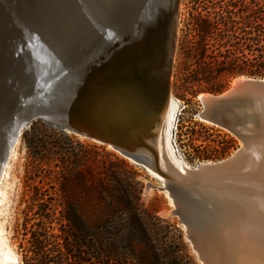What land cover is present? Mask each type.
<instances>
[{
    "label": "water",
    "instance_id": "obj_1",
    "mask_svg": "<svg viewBox=\"0 0 264 264\" xmlns=\"http://www.w3.org/2000/svg\"><path fill=\"white\" fill-rule=\"evenodd\" d=\"M179 4L180 0H0V127L7 124L6 133L10 128L14 136H21L34 121L43 120L110 145L164 176L149 153L155 154L154 148L144 139L157 132L168 101ZM52 36L66 47L49 44ZM158 47L165 50L163 58L153 52ZM144 93L148 99H140ZM208 94L199 98L198 118L227 130L246 148L240 146L225 161L184 182L180 170L170 166L176 179L170 177L167 185L176 214L182 224L205 234L213 209L199 190L204 177L239 163L245 149L264 148V78L248 77L238 90L229 87ZM123 105L129 113H141L129 114L133 123L113 119L98 125L101 113ZM6 133L0 131L4 142ZM6 144L8 152L12 139ZM259 165L264 174V153ZM188 238L203 250L195 235Z\"/></svg>",
    "mask_w": 264,
    "mask_h": 264
},
{
    "label": "rangeland",
    "instance_id": "obj_2",
    "mask_svg": "<svg viewBox=\"0 0 264 264\" xmlns=\"http://www.w3.org/2000/svg\"><path fill=\"white\" fill-rule=\"evenodd\" d=\"M263 5L264 0H180L170 78L173 102L165 131L169 148L179 163L194 167L202 162L222 160L241 145L240 140L227 130L198 118L201 111L199 97L210 93L204 90L208 84L203 81L192 84L184 80L190 81L198 70L195 55L199 52L197 19L220 22L218 30H211L202 42L203 62L208 63L228 51L241 58L253 59L262 53L263 42L251 50L246 47L239 50L237 46L242 41L238 39L244 35L242 30L248 15L252 16ZM227 19L230 31L224 26ZM220 33L225 38L218 37ZM240 77L251 76L238 75L229 79L218 93L227 90ZM216 83L212 81L210 85ZM18 139L9 179L4 178L0 184L5 200L10 201L0 204V237L5 238L7 231L10 232V241L19 252L21 264L20 246L29 245L26 230L34 222L33 212L38 207L32 200L35 196L64 204L74 215L82 237L106 244L107 236H114L120 242L122 253L134 254L135 259L131 262L137 261L138 256H152L149 244L125 220L126 213L120 201L123 195L136 201L163 262L172 254L182 264H202L176 214L177 208L167 192L160 190L162 181L144 167L110 145L62 131L43 120L30 124ZM4 140L0 135V154L2 145L7 142ZM0 201L4 203L2 198ZM128 263L129 260H125V264Z\"/></svg>",
    "mask_w": 264,
    "mask_h": 264
},
{
    "label": "bare ground",
    "instance_id": "obj_3",
    "mask_svg": "<svg viewBox=\"0 0 264 264\" xmlns=\"http://www.w3.org/2000/svg\"><path fill=\"white\" fill-rule=\"evenodd\" d=\"M145 14L150 13L147 11ZM127 26H129V24ZM36 34L38 33L36 32ZM55 38L54 36L51 37V40L48 38V43L52 46L61 47L64 45V47H66L61 39ZM153 52H156L157 57L163 58L165 50L158 47L154 49ZM162 72V70H159L156 73L161 75ZM247 78L248 77H240L236 79L234 83L231 84L230 89L238 90V87H240ZM228 93L229 91H226L224 94ZM209 95L211 94H202L199 98H205ZM141 96L140 99H148L145 93ZM172 102L173 98L169 93L166 107L161 115V124L157 132H152L144 139V143L154 148L155 154L150 151L149 153H152L154 164L156 161L159 169L165 175L159 174L156 169L149 166L146 167L131 158L129 159L141 165L162 181L160 190L163 189L167 192L168 197L177 208L176 201L168 190L167 185L170 177L173 180L176 179L171 174V165L180 170L184 176V179L181 178L184 182L186 177L207 172L208 170L206 169H208L209 166L217 162L225 161L228 157L235 154L240 147L233 154L222 160L202 162L194 167L179 163L169 148V141L165 138L166 122L170 116ZM124 106L125 105L117 110L114 109V111H105V113H101L99 115L100 118H98L100 122L98 125H108L113 119L127 121L129 124L133 123L134 119H127L128 116L141 113L136 109L134 113H129ZM200 120L210 124L209 121ZM0 122L2 123V121ZM4 128H7V124L5 127H0V130L2 129L1 131L6 133L7 130ZM8 129V133H6L7 139H12V144L8 152L6 151L7 144L4 143L2 145L3 150H1L0 154V164L3 162V166L0 169V184L4 178L9 179L12 169L10 164L12 158L16 157L15 153L19 142L18 138L20 137V132L17 136H14L13 130L10 128ZM239 140L241 142L240 146H242L243 149L246 148V143L241 139ZM257 147L258 148L254 147L256 149H252L253 147L248 150L245 149L243 159L240 160L239 163L232 165L229 169L208 172L209 175L204 177L205 180L203 184L201 186L199 185V190L207 195L208 204L213 209L211 216L213 220L212 225H210L212 230H210L209 226L206 228L208 234H205V230H201L197 227L190 228L185 222H183V225L187 234L195 235L202 244L203 250L200 251L195 247V242L189 239L202 264H264V174H262V172L261 174L259 173V160L262 158L264 148L261 147V145ZM1 189L2 188H0V198L4 200V203L0 201V204H8L10 201L7 202L5 200L4 191L2 192ZM8 214L10 213L8 212ZM7 234L8 236L5 238L2 237L3 239L0 237V245H2V248H0V264H21L19 252L10 241V232L7 231Z\"/></svg>",
    "mask_w": 264,
    "mask_h": 264
},
{
    "label": "trees",
    "instance_id": "obj_4",
    "mask_svg": "<svg viewBox=\"0 0 264 264\" xmlns=\"http://www.w3.org/2000/svg\"><path fill=\"white\" fill-rule=\"evenodd\" d=\"M228 19L224 26L230 31ZM217 22L218 20L211 23L206 19H197L199 42L196 49L199 52L195 55L198 58V70L190 81L185 78V82L194 84L203 81L208 84L205 91L218 93L224 88L226 81L238 75L264 78V5L253 12L252 16L248 15L242 30L244 35L238 39L242 41L241 45L237 46L239 50L243 47L251 50L253 46L263 42L262 53L257 58L250 59L244 56L241 58L228 51L208 63L203 62L200 52L202 42L211 30H218L217 25L220 22ZM218 37L225 38L221 33ZM254 60L258 62L257 65L254 64ZM212 81L217 83L210 85ZM115 178L120 181L118 177ZM35 197L32 200L37 202L38 207L33 212L34 222L30 229L26 230L29 235V245L20 246L23 264H125V260H129L128 264H182L172 254L167 256L168 261L163 262L161 254L152 243V235L146 228V221L137 208L136 201L126 195L120 200L121 207L126 213L125 220L137 229L140 238L149 244L152 254V256H138L137 261L134 262H131L135 259L134 254L122 253L120 242L114 236H107L106 244L98 243L91 237L84 238L79 233L74 215L67 211L64 204L51 203L47 199Z\"/></svg>",
    "mask_w": 264,
    "mask_h": 264
}]
</instances>
